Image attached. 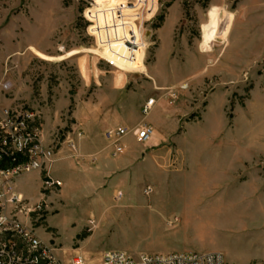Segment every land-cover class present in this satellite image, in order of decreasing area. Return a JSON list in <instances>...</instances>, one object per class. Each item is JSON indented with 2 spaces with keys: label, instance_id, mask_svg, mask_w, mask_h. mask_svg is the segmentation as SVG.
Listing matches in <instances>:
<instances>
[{
  "label": "rangeland",
  "instance_id": "rangeland-1",
  "mask_svg": "<svg viewBox=\"0 0 264 264\" xmlns=\"http://www.w3.org/2000/svg\"><path fill=\"white\" fill-rule=\"evenodd\" d=\"M121 4L0 0V109L34 110L62 181L36 170L14 192L41 203L32 221L62 259L216 251L264 264V0H147L143 27L126 8L147 42L130 62ZM116 122L154 135L114 154L96 128ZM86 134L103 147L81 148Z\"/></svg>",
  "mask_w": 264,
  "mask_h": 264
},
{
  "label": "built area",
  "instance_id": "built-area-1",
  "mask_svg": "<svg viewBox=\"0 0 264 264\" xmlns=\"http://www.w3.org/2000/svg\"><path fill=\"white\" fill-rule=\"evenodd\" d=\"M128 5H116L115 11L121 26L124 24L128 37L123 39L124 60H134L138 50H143L147 42L141 28L138 30L131 15L125 13L126 8L135 9L141 17L143 27L147 0H126ZM130 6V7H129ZM134 16V15H133ZM127 18V19H126ZM123 25V26H124ZM124 35V34H123ZM111 66H117L114 57H105ZM5 83L4 87L9 88ZM156 104V100H147L141 108L143 116H147ZM34 110L21 108L12 110L0 109V264H87L82 256L69 259L60 258L56 249L44 242L37 226L32 221V215L41 207V203L24 206L23 195L15 193L14 180L26 173L41 170L46 187H57L62 181L51 171L50 166L55 158V149L47 145L40 128L36 125ZM133 135L138 141L145 142L154 135V129L149 124L133 128L120 126L106 130L105 139L113 149L114 154L123 153L126 145L124 139ZM72 150L77 151L76 142L69 141ZM121 196L122 193L120 192ZM18 234L23 240L17 243L9 238ZM6 236V237H4ZM29 249L37 252L30 254ZM102 264H225V257L216 251H173L166 253H146L131 255L124 250L112 249L104 251Z\"/></svg>",
  "mask_w": 264,
  "mask_h": 264
},
{
  "label": "crops",
  "instance_id": "crops-1",
  "mask_svg": "<svg viewBox=\"0 0 264 264\" xmlns=\"http://www.w3.org/2000/svg\"><path fill=\"white\" fill-rule=\"evenodd\" d=\"M125 123V122H124ZM127 123V122H126ZM135 122L134 121H132L131 123H127V124H134ZM101 125H103V126H100V124L97 126V128H96V131H97V133H98V138H99V140L100 139H102L103 141L104 140H106L105 139V132H103L104 130L103 129H105L106 127V129L108 130V129H111V128H117V127H120V126H127V125H122L121 124V122H116V123H113V124H108V125H106V126H104V124H101ZM89 129H91V126L89 125ZM98 138H96V140L98 139ZM134 140V139H133ZM134 141H136V140H134ZM81 143H80V145H81V148H83L84 150H88V149H92L93 151H98L99 149H101L102 147H103V145L102 144H100V145H98V143H95V144H93V140L91 141V135H85V137L80 141ZM137 143V142H136ZM126 145V144H125ZM126 148H127V145H126ZM34 174H36L37 176H40V174H39V172H33ZM54 174V173H53ZM57 177V176H56ZM57 178H59V177H57ZM22 179V177L17 181V186L20 184V182L22 181L21 180ZM60 179V178H59ZM61 180V179H60ZM38 233H39V235H40V237H41V239L44 241V242H47V238H46V235H45V233H43V231L40 233L39 231H38ZM84 257V256H83Z\"/></svg>",
  "mask_w": 264,
  "mask_h": 264
}]
</instances>
